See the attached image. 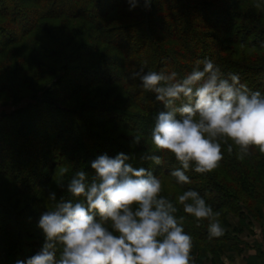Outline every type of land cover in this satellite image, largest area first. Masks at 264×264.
Returning <instances> with one entry per match:
<instances>
[{
	"label": "trees",
	"instance_id": "trees-1",
	"mask_svg": "<svg viewBox=\"0 0 264 264\" xmlns=\"http://www.w3.org/2000/svg\"><path fill=\"white\" fill-rule=\"evenodd\" d=\"M259 0H0V264L35 255L44 243L40 216L57 200L70 199L66 184L77 170L95 175L98 155L124 153L162 181L161 195L183 216L193 238L195 264L241 252L237 233L256 216L264 228V154L243 159L221 141L223 159L210 173L189 170L180 185L169 173L175 157L155 149L151 131L163 105L129 73L176 72L182 79L210 59L222 74H237L264 94V10ZM141 134L139 144L133 143ZM230 143V141H229ZM161 155L159 166L142 160ZM68 173L62 178V168ZM63 181L64 187L59 186ZM196 190L225 234L210 238L208 221L196 226L177 196ZM239 217L236 231L228 217ZM248 264H264L257 247ZM222 264V263H219Z\"/></svg>",
	"mask_w": 264,
	"mask_h": 264
},
{
	"label": "clouds",
	"instance_id": "clouds-1",
	"mask_svg": "<svg viewBox=\"0 0 264 264\" xmlns=\"http://www.w3.org/2000/svg\"><path fill=\"white\" fill-rule=\"evenodd\" d=\"M140 0H129L132 8ZM146 8L152 0H143ZM264 10V0L255 5ZM177 79L176 72L145 71L144 66L129 73L142 88L163 105L154 120L151 141L155 149L175 157L180 167L169 175L177 184L191 183L186 172L207 174L223 159L222 145L229 154L233 146L243 159L252 149L264 154V94L251 91L237 74L225 77L210 60ZM141 134L133 138L134 144ZM230 141V143H229ZM124 153L115 158L98 155L91 161L95 175L77 170L66 184L70 199L52 202L39 218L44 243L26 261L16 264H195L193 238L183 227L184 217L175 215L177 206L161 195L162 181L145 167H133ZM142 160L159 166L161 155L146 153ZM68 168H62L63 178ZM60 187L65 184L61 180ZM183 212L194 217L196 226L208 221L210 238L225 229L196 190L177 196Z\"/></svg>",
	"mask_w": 264,
	"mask_h": 264
},
{
	"label": "rangeland",
	"instance_id": "rangeland-1",
	"mask_svg": "<svg viewBox=\"0 0 264 264\" xmlns=\"http://www.w3.org/2000/svg\"><path fill=\"white\" fill-rule=\"evenodd\" d=\"M12 109H13V107L11 105L4 106L0 103V112H2L3 110L9 112ZM251 216L252 217L250 218L251 222H250L249 226L244 228V229H241L240 231L237 232L239 234L240 240H243L244 236L247 234L250 235L249 239H248L250 242L257 240V239L260 240L261 231L258 228V226H259V224H261V222L256 218V216H253L252 214H251ZM239 219L240 218L235 216L234 214L229 215L228 221H229L231 227L233 228L232 232L234 230L235 231L237 230L236 227L239 226L238 225ZM252 226L254 229L251 228ZM227 256H228V253L226 255H222L220 257H218L216 254H213V256H211L212 258L209 261H207L205 264H219V263L224 264V259L227 258Z\"/></svg>",
	"mask_w": 264,
	"mask_h": 264
},
{
	"label": "crops",
	"instance_id": "crops-1",
	"mask_svg": "<svg viewBox=\"0 0 264 264\" xmlns=\"http://www.w3.org/2000/svg\"><path fill=\"white\" fill-rule=\"evenodd\" d=\"M253 228V226L251 227ZM258 228L261 231V237L260 240H254L250 242L249 236L250 235H245L243 241L245 244L241 245L242 246V251L241 252H234L229 254L227 258L224 259V264H248V258L251 256H254L257 252V247H261L264 253V228L262 227V224H259ZM254 229V228H253ZM256 230V229H255Z\"/></svg>",
	"mask_w": 264,
	"mask_h": 264
}]
</instances>
